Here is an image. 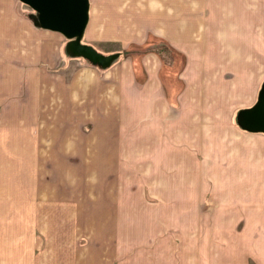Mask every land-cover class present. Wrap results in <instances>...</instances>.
<instances>
[{"label":"crops","instance_id":"obj_1","mask_svg":"<svg viewBox=\"0 0 264 264\" xmlns=\"http://www.w3.org/2000/svg\"><path fill=\"white\" fill-rule=\"evenodd\" d=\"M18 1L0 0V264H264V133L237 124L264 82V0H88L83 44L153 57L105 72L87 111L101 79L74 78L67 111L50 100L58 38ZM99 103L89 155L48 131L91 124ZM66 148L84 179L48 180Z\"/></svg>","mask_w":264,"mask_h":264},{"label":"rangeland","instance_id":"obj_2","mask_svg":"<svg viewBox=\"0 0 264 264\" xmlns=\"http://www.w3.org/2000/svg\"><path fill=\"white\" fill-rule=\"evenodd\" d=\"M26 10L27 12H32V10L28 6H26ZM52 34H55L53 36L55 37L57 36L58 39H55V38L50 39V40L55 41L57 44V48H53L50 43V53H53V51L57 52L56 55L54 56V65L50 63V72L54 73L55 75L63 74L62 77L58 78L60 85H62L63 87V90L61 91V93L60 92H57L54 94L51 93L50 100L53 99L54 97L55 101L56 100L63 101L65 103L64 108L67 106L68 104L67 101L69 100V91H68L67 86L70 87L71 85H73L75 79L78 77L79 74H82L84 70L95 71L97 80L101 79L100 81H98L97 89L92 97H88L87 93H81L79 95L81 99L78 102L83 101L81 105L82 111H87L84 105V101H89L90 99H92V100H96L97 102H103L104 99L108 100V98H106V95L104 94L100 95V91L102 90V88H104L103 85L105 84L104 77H103L105 72H109L111 70H114L115 68L122 67V63L126 62L127 61L126 59H128L129 57L130 59L134 58V64L141 65V68H142L143 62L145 63L147 62L145 58L151 56V60L148 63L152 64V57H153L152 47H150V49H142V48L140 49L138 47H128V48L122 49L121 46H117V45L100 46L94 43H90L96 50H101L102 52L106 54L110 55V53H115V52L120 53L118 59H116L113 62L110 68L108 69L106 68L107 70L97 68L84 58L72 57L68 55L66 51V42H67L66 39L63 36H61V34L60 35H56V33H52ZM88 41L89 40L87 39V36L84 37L83 35V42L88 43ZM156 47L158 51H160V52H157L158 53L157 55L158 57H160L161 62L165 64L166 69L169 68L170 63L172 65L182 64L183 61L177 54H172L173 58L169 59L167 55L168 51L163 50L164 47L163 48H158V46ZM258 73H259V69H258ZM96 93H97V96H95ZM99 105L100 103L98 104V107L96 110L97 112L96 117L93 120V122H91V124H88L87 122L84 123L81 117L79 119L75 118V121L77 123L72 124L70 123L72 118L71 119L67 118L65 123H62L60 125L50 124L48 126V129H49L48 131L50 133H57L59 135H63L66 141L68 139L75 140L78 144L81 145L80 147V150H82L81 152L85 155L86 154L89 155V152H88L89 150L86 149V146H85L89 144V139L94 138L95 136L96 138L104 139L106 135V131H107V130L105 131V123H104L103 114H102L105 110L102 106L100 107ZM65 110L67 111L66 108ZM118 111H119L118 109L114 108L112 110L113 116H115V114ZM66 151H67V148L65 152ZM69 152L67 151L65 154L66 156L64 157L55 158V161H57V159L58 161L59 159L61 160V164L58 166L55 165L56 163L53 162L54 159L51 157H49L47 162H45L42 165V170L44 172L43 175H46V177L48 176L47 177L48 180H52V181L57 180L58 173H59V179H64L66 181L84 179L85 171L83 169V166H85L87 163V162H84L85 155L77 156L71 153L72 151L69 150Z\"/></svg>","mask_w":264,"mask_h":264},{"label":"water","instance_id":"obj_3","mask_svg":"<svg viewBox=\"0 0 264 264\" xmlns=\"http://www.w3.org/2000/svg\"><path fill=\"white\" fill-rule=\"evenodd\" d=\"M32 10L34 25L40 29L59 33L66 39V51L72 57L88 60L101 69L110 67L118 59L117 54L102 55L91 46L82 43L89 17L88 0H19ZM238 126L249 132L264 133V82L257 103L237 114Z\"/></svg>","mask_w":264,"mask_h":264},{"label":"trees","instance_id":"obj_4","mask_svg":"<svg viewBox=\"0 0 264 264\" xmlns=\"http://www.w3.org/2000/svg\"><path fill=\"white\" fill-rule=\"evenodd\" d=\"M83 39V38H82ZM120 55V54H119ZM119 55H118V57H119Z\"/></svg>","mask_w":264,"mask_h":264}]
</instances>
